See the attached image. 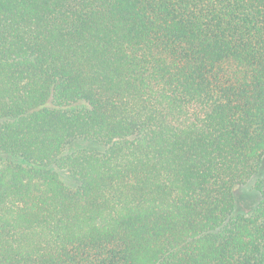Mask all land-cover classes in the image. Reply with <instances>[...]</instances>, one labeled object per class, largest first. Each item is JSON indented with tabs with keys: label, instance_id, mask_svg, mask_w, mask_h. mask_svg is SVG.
Masks as SVG:
<instances>
[{
	"label": "trees",
	"instance_id": "trees-1",
	"mask_svg": "<svg viewBox=\"0 0 264 264\" xmlns=\"http://www.w3.org/2000/svg\"><path fill=\"white\" fill-rule=\"evenodd\" d=\"M0 264H264V0H0Z\"/></svg>",
	"mask_w": 264,
	"mask_h": 264
}]
</instances>
